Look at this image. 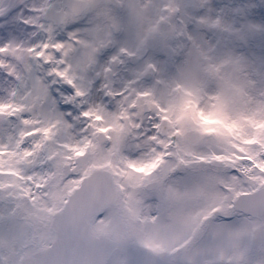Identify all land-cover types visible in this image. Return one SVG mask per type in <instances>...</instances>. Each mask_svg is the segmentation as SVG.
<instances>
[{
	"label": "snow or ice",
	"instance_id": "1",
	"mask_svg": "<svg viewBox=\"0 0 264 264\" xmlns=\"http://www.w3.org/2000/svg\"><path fill=\"white\" fill-rule=\"evenodd\" d=\"M0 264H264V0H0Z\"/></svg>",
	"mask_w": 264,
	"mask_h": 264
}]
</instances>
